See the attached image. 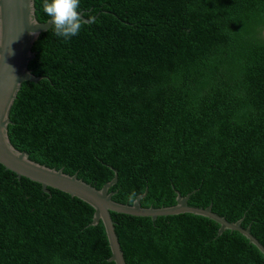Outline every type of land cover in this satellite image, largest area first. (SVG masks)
I'll list each match as a JSON object with an SVG mask.
<instances>
[{"label":"trees","instance_id":"trees-1","mask_svg":"<svg viewBox=\"0 0 264 264\" xmlns=\"http://www.w3.org/2000/svg\"><path fill=\"white\" fill-rule=\"evenodd\" d=\"M84 25L52 24L27 62L7 139L27 159L75 174L111 200L186 204L264 249V0H80ZM34 18L45 22L42 0ZM0 165V264H114L93 209ZM135 199V198H134ZM125 264H264L240 233L198 215L109 212Z\"/></svg>","mask_w":264,"mask_h":264},{"label":"water","instance_id":"water-1","mask_svg":"<svg viewBox=\"0 0 264 264\" xmlns=\"http://www.w3.org/2000/svg\"><path fill=\"white\" fill-rule=\"evenodd\" d=\"M28 19L37 22L34 18V10L29 16L26 0H0V165L12 172L17 179L23 177L39 184L44 193L47 192V187L53 188L87 203L93 209L89 225L94 226L98 221L102 223L110 250L108 261L114 264L125 263L118 247L109 212L148 217L150 220H154L157 216L180 213L198 215L218 223L217 234L225 229L236 231L264 255V249L249 234L248 228L240 227L239 220L228 223L212 213L210 206L204 208L188 206L186 204L187 195L184 197L176 195L173 206L157 209L139 206V199L144 194L136 196L134 203L130 206L121 205L113 202L110 198L112 193L107 192L115 182V176L99 189H94L77 179L75 174L69 176L62 173L60 169H49L28 160L24 151L15 150L10 145L6 134V126L9 123L8 112L20 83L23 81L36 82L40 79V77L31 75L26 66L33 57V52L30 50L32 43L39 33L51 25L50 17L45 22H37L35 25L30 24Z\"/></svg>","mask_w":264,"mask_h":264},{"label":"clouds","instance_id":"clouds-1","mask_svg":"<svg viewBox=\"0 0 264 264\" xmlns=\"http://www.w3.org/2000/svg\"><path fill=\"white\" fill-rule=\"evenodd\" d=\"M80 0H42L43 12L51 18L53 33L55 36L68 41L77 36L83 25L80 12ZM26 8L29 10V16L35 8V0H26ZM30 24H37L34 20L28 19ZM135 192L131 193L128 201L134 203Z\"/></svg>","mask_w":264,"mask_h":264},{"label":"rangeland","instance_id":"rangeland-1","mask_svg":"<svg viewBox=\"0 0 264 264\" xmlns=\"http://www.w3.org/2000/svg\"><path fill=\"white\" fill-rule=\"evenodd\" d=\"M261 36L264 38V30L261 31Z\"/></svg>","mask_w":264,"mask_h":264}]
</instances>
